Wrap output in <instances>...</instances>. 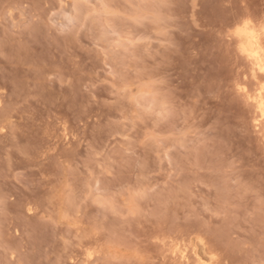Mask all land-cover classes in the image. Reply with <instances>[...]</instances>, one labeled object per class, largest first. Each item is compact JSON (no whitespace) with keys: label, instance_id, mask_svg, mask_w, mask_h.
Returning <instances> with one entry per match:
<instances>
[{"label":"rangeland","instance_id":"rangeland-1","mask_svg":"<svg viewBox=\"0 0 264 264\" xmlns=\"http://www.w3.org/2000/svg\"><path fill=\"white\" fill-rule=\"evenodd\" d=\"M114 2L123 6L128 0ZM32 3L34 0H0V47L5 41L10 47L13 42L17 47L22 43L39 65L38 71L29 72L11 62L0 63V89H7L6 96L0 92V137L6 134L0 139V191L7 188L21 201L28 198L23 187L33 184L37 173L49 170L48 162L39 156L48 149L67 151L70 138L79 163L89 172V166L99 170L101 161L122 153L118 113L105 108L110 93L91 83L101 74L102 52L89 45L98 40V47H107L109 40L119 38L120 27L132 14L129 9L120 16L97 15L86 25L82 16L69 23L64 18L74 15L69 8L54 18L55 28L42 31ZM262 8L264 0H251L247 10L240 8L238 0H148L142 9L140 14L147 19L136 26L145 32V42L139 46L145 57L138 69L141 83L157 94L158 101L169 105V130L181 136L182 159L190 163L183 184L148 193L140 203L162 228L168 203L179 208L196 198L192 189H211L220 223L211 228L214 249L201 244L194 234L173 239L161 233L159 243L154 242L153 250L148 251L130 229L124 232L119 217H113L114 224L99 249L105 264H157V260L177 264V259L179 264H219L220 259L224 264H264V120L257 107L259 90H255L253 103L237 99L232 79L236 55L231 42L226 44L221 36L229 24L245 14L257 16ZM84 27L89 31L83 40H73L72 33H80ZM233 40L239 41V36ZM17 145L38 153L37 157L22 159ZM167 161L166 155L162 162L166 165ZM161 172L164 174L163 169ZM88 179L83 174L73 176L74 183ZM20 212L19 204L11 211L0 205V264H10L8 241H14L17 228L37 255L43 252L47 264L58 256L63 240L54 231L38 228L35 220L18 215ZM45 212L52 215L47 208L40 215ZM68 232L65 227L62 236L67 238ZM182 254L188 257L182 259ZM20 257L27 259L28 254L20 251L17 259Z\"/></svg>","mask_w":264,"mask_h":264},{"label":"snow or ice","instance_id":"snow-or-ice-1","mask_svg":"<svg viewBox=\"0 0 264 264\" xmlns=\"http://www.w3.org/2000/svg\"><path fill=\"white\" fill-rule=\"evenodd\" d=\"M147 3L148 0H128L127 4L121 6L114 0H71V3L65 0H34L31 4L37 13L36 23L42 31L55 28L54 18L63 15L69 8L74 15L64 18L71 23L77 16H82L86 25L97 15L120 16L125 15L126 10H132V14L126 17L129 22L120 27L118 39L109 40L108 46L103 48L98 47V40L96 45H89L98 53L102 52L104 64L101 74L91 83L110 93L105 97V108L118 113L116 122L121 126L118 131L123 141L122 153L101 161L99 170L89 166V172L79 163L76 145L71 143L70 138L67 151L54 153L48 149L39 156L48 162L49 170L42 175L37 173L34 183L23 187L27 201H21L7 188L0 191V205L4 211H11L14 205L19 204L21 212L18 215L35 220L38 228L46 229L49 233L54 231L57 239L63 240L58 256L50 258L47 264H105L99 249L114 224L113 217H119L124 232L128 233L130 229L148 251L153 250L154 242L159 243L157 238L161 233L171 235L173 239L194 234L200 237L201 244L213 249L216 247L211 228L220 223V210L211 202L215 199L211 189L204 192L192 189L197 196L190 204L179 206L183 211L168 203L166 222L162 228L157 227L150 210L140 203L147 199L148 193L165 192L177 183L183 184V174L190 163L182 159L181 136L169 130L172 122L169 105L158 101L157 94L146 90V86L141 83L138 69L145 57L139 46L145 42L142 39L145 32L136 26L147 19L140 14ZM238 3L242 10H247L251 0H238ZM88 31V27H84L80 33H72L71 38L83 40ZM111 34L116 35L115 31ZM241 34L247 36L246 44L233 40L234 36ZM221 36L226 44L231 42L230 49L236 55L233 93L238 100L243 98L253 103V95L258 89L259 114L264 116V8L257 16L245 14L234 24H229L226 30H221ZM92 38L96 39L95 33ZM8 62L25 71L39 70V65L31 59V51L26 50L22 43L17 47L16 42H13L10 47L5 41L0 47V63ZM17 85L22 86L20 81H17ZM0 92L7 95V89H0ZM27 116H31V113H27ZM3 131L6 133V130ZM84 131L86 133L87 129ZM5 138L6 134L0 137ZM161 149H167V152ZM16 151L25 160L38 155L23 145H17ZM166 155L168 161L165 165L162 158ZM77 174L89 179L86 183H74L73 176ZM10 178L9 173L7 179ZM17 184L20 186L19 182ZM45 208L52 212L51 216L47 212L40 215V211ZM65 227L69 229L67 238L62 236ZM23 237L24 234L17 228L14 241H8L12 249L10 264H45L43 252L37 255ZM20 251L28 254V258L20 257L18 260ZM157 264L161 262L157 260ZM219 264H224V261L220 259Z\"/></svg>","mask_w":264,"mask_h":264},{"label":"bare ground","instance_id":"bare-ground-1","mask_svg":"<svg viewBox=\"0 0 264 264\" xmlns=\"http://www.w3.org/2000/svg\"><path fill=\"white\" fill-rule=\"evenodd\" d=\"M247 40H248V38H247V36H245V35H243V34H241L240 36H239V42L240 43H243V44H246L247 43ZM258 92V91H257ZM256 101H257V107H258V109H259V102H260V95L258 94L257 95V97H256ZM258 117V116H257ZM263 120H264V116H260ZM260 121V120H259ZM264 123V122H263ZM260 127V126H259ZM171 250V249H170ZM178 252V251H177ZM176 252V253H177ZM180 252V251H179ZM185 252V251H184ZM178 254V253H177ZM180 254V253H179ZM186 254L185 255H181V258L182 259H185L186 258ZM188 257V256H187ZM197 257H200L199 255H197ZM180 258V257H179ZM181 258H180V260H181ZM199 258H197V260H198ZM199 260H201V259H199ZM185 261V260H184ZM199 262V261H198ZM201 262V261H200ZM199 262V263H200ZM204 263H205V261H204ZM203 263V264H204ZM182 264V263H181ZM186 264V263H185Z\"/></svg>","mask_w":264,"mask_h":264}]
</instances>
